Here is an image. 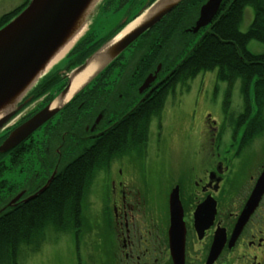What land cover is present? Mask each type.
<instances>
[{"label": "flooded vegetation", "instance_id": "obj_1", "mask_svg": "<svg viewBox=\"0 0 264 264\" xmlns=\"http://www.w3.org/2000/svg\"><path fill=\"white\" fill-rule=\"evenodd\" d=\"M125 80L114 76L105 84L113 94L124 95L126 104L143 102L167 85V79L160 78L137 99L136 82ZM167 90L162 108L148 120L145 143L147 156L151 147L154 158L166 159H112L83 197L80 227L47 247L58 255V261L52 257L53 264H264V193L233 237L264 169V160L254 154L255 145L264 141L258 110L253 114L243 110L235 117L227 112L213 116L212 97L220 88L205 76ZM121 94L119 100L110 97L101 104L113 122L126 107H117L122 104ZM43 105L45 98L24 106L17 120L3 128L1 138ZM85 114L80 112L77 131L70 135L68 116L60 113L0 154V197H17L12 207L19 210L40 194L68 163L74 147L70 142L86 141V132L93 141L101 133L98 124L94 133L93 125L85 127ZM175 139L184 149L179 159H167ZM251 147L254 153L246 156ZM28 254L22 252L20 264H29L31 255L24 259Z\"/></svg>", "mask_w": 264, "mask_h": 264}, {"label": "trees", "instance_id": "obj_2", "mask_svg": "<svg viewBox=\"0 0 264 264\" xmlns=\"http://www.w3.org/2000/svg\"><path fill=\"white\" fill-rule=\"evenodd\" d=\"M153 1L104 0L99 9L100 13L104 14L117 15L121 12L125 18L131 15L128 18L131 20L147 2L150 4ZM205 1L183 0L157 25L155 36L140 45L137 57L132 58L122 67L114 62L100 73L66 106L65 113L68 116L69 128H76V113L80 111L79 109L89 110L91 114H86L88 117H95V113L102 112L100 105L103 99H108V93L100 89L103 85L100 80L110 77L114 69L119 71V74L121 72L131 77L135 82L137 80L138 83L147 74L152 73L156 64L163 59L161 52L164 46H158L162 42L159 40L164 37L163 41L166 42L174 31L180 32V29L184 30L192 26L198 9ZM26 3L15 12L4 14L0 19V27L18 14ZM246 7L253 10V20L248 30L242 33L239 24ZM187 20H190L189 25L183 26ZM119 29L117 27L113 33ZM185 34L182 31V36ZM250 40L264 43V0H222L219 12L205 30L204 36L181 62L177 64L173 61L172 65L163 70L164 74L170 73L165 89L154 90L147 100L137 105L116 125L103 131L93 142L89 141L86 146H90H84L86 148L79 151L75 158L70 159L68 164L57 172L47 188L32 201L19 210L13 209L0 216V264H15L16 259L22 255L23 246H28L36 239V243H39L46 231L54 230L65 234L73 230L78 222L80 223L81 201L90 181L112 159L143 149L147 140L149 117L161 108L167 89L175 83L194 78L200 72L215 71L217 79L228 85L240 81L239 86L246 107L251 101L249 95L252 92L253 103L260 116L264 108V54L249 53L246 45ZM104 42V39H98L97 31L92 26L66 59L38 83L31 92L34 98L50 93L55 87L62 88L60 81L63 80V76L60 73L70 72L72 68L80 65ZM60 88H57V92H60ZM52 98L53 95L47 102ZM114 99L119 100V97L115 95ZM123 104L124 102L117 107H125L126 105ZM75 149L74 146L73 150Z\"/></svg>", "mask_w": 264, "mask_h": 264}, {"label": "water", "instance_id": "obj_3", "mask_svg": "<svg viewBox=\"0 0 264 264\" xmlns=\"http://www.w3.org/2000/svg\"><path fill=\"white\" fill-rule=\"evenodd\" d=\"M181 1L156 0L148 8L146 4L139 12L140 17L143 13L148 12L149 14L146 18L126 35L120 37V39L116 41H114L115 38L111 39L110 42L89 57L81 66L70 72L66 87L56 99L65 98L70 88V83L89 66L94 58L105 59L101 68L104 69L140 36L167 16ZM90 2L91 0H30L29 4L18 16L0 29V107L19 97L33 83V80L38 77L37 75L40 74L54 53L85 26L88 18L86 19L84 16L83 19L82 16ZM221 2L222 0H207L203 3L199 9L198 18L193 28L189 31L192 34H196L200 29L208 26L218 12ZM160 68L161 66L158 65L154 74L148 75L144 79L141 89L138 90L139 92L144 91L154 81ZM28 91L25 92L27 93ZM23 97L20 96L17 102ZM53 102L46 105L44 109L16 128L1 145L0 152H6L17 146L65 106L64 104L62 107L52 108ZM15 106H13L12 111L6 117L0 120V128L15 111L22 108V105L16 109ZM263 192L264 171L255 185L242 214L243 216L239 219L237 228H241L244 224V220L248 218Z\"/></svg>", "mask_w": 264, "mask_h": 264}, {"label": "rangeland", "instance_id": "obj_4", "mask_svg": "<svg viewBox=\"0 0 264 264\" xmlns=\"http://www.w3.org/2000/svg\"><path fill=\"white\" fill-rule=\"evenodd\" d=\"M16 2H19V0H11L10 3L5 6V7H1L0 8V13L3 10H6L7 8H9L10 6H13L14 4H16ZM96 8L93 9L92 14L90 15V17L88 18V22L87 25L85 26V30L83 31H88L89 27L91 25L90 20L91 18H93L92 16H94L96 14ZM243 15H242V20L239 24V30L240 32L244 33L248 30L252 19H253V13H252V9L250 7H246L243 11ZM94 19H92L93 21ZM190 20H187L186 23L183 26L189 25ZM119 22V18L117 17H111V18H105V19H96V26H100V28L104 29V30H108L110 28H112L113 26H115L117 23ZM90 23V24H89ZM157 29H155L154 31L148 32L145 36V39L150 37V35H152ZM107 31V32H108ZM202 33L198 34V35H187V36H181L179 34L173 33L172 36L167 39L166 43L163 41L164 37H162L160 39V41H162L160 44H164L163 48H167L169 47V43L173 42L176 44H172L170 45V50H168L166 56L164 57L165 60L164 62H171L172 60L176 61L177 63H179L183 57L191 50V48L194 46V43L198 41V39L200 38ZM168 36V35H167ZM182 37V38H181ZM175 46V47H173ZM246 50L253 54V55H259V54H264V43L255 41V40H250L247 45H246ZM132 49L129 50H125L123 55L125 57L129 56V54L131 53ZM131 55V54H130ZM124 60V59H122ZM172 61V62H173ZM172 65V64H171ZM204 76L205 77H210V79L213 81L216 80V76H215V71L214 72H206V74L200 73L196 76V78L200 77V76ZM239 85V81H237L232 87L228 88L227 85L225 83L219 82L217 83V87L220 88L219 93H217V95L213 98V107L211 110V114L215 117H220L221 115L224 114V112H227L229 114L230 117H235L238 116L244 109H245V105L242 99V95L240 93V87ZM252 99V93H250L249 95ZM252 109L254 108L253 104H252ZM230 125L235 127V123L234 121L230 120ZM182 142V141H181ZM180 139H175L174 141H172V143L170 144V151L172 150L173 152L170 153L171 155V159H179L178 157L180 156V151L182 149H184L183 145L181 144ZM83 147V145H81L80 149ZM256 153L253 152L252 147L249 149V151L246 153V156H250L253 153L257 154V156H259L261 158V162H263L264 160V145L263 144H257L255 147ZM79 151L75 150V152L77 153ZM148 153L149 156H147V154H145V152H137V151H132L130 153H128L127 155H125V157H123V159H145V156H147V159H157L154 158L153 155V149L151 147L148 148ZM258 152V153H257ZM158 159H166V158H158ZM157 159V160H158ZM52 236L48 234V238H51ZM41 243L38 246L37 252H35V257L30 264H53V259H55L56 261L59 260V258L57 257L58 255H52L51 250L47 251V241L46 239H42L40 241ZM46 252L47 255H46ZM41 255H46V260H44V258H40ZM53 257V259H52Z\"/></svg>", "mask_w": 264, "mask_h": 264}, {"label": "bare ground", "instance_id": "obj_5", "mask_svg": "<svg viewBox=\"0 0 264 264\" xmlns=\"http://www.w3.org/2000/svg\"><path fill=\"white\" fill-rule=\"evenodd\" d=\"M99 1L100 0H91L89 5L87 6V8L84 10V14L82 16L83 19H84V16L86 17V19L89 17V15L92 12V9L94 8V6ZM148 14L149 13L147 12L143 16H141L140 18H138L135 21H133L132 23L128 24L124 28V30L121 32V34L116 39H114V41L120 39V37L126 35L128 32H130V30H132L136 26H138V24L141 23L146 18V16ZM83 30H85L84 27H82L81 30H79L77 34L75 33L70 39H68L66 41V43H64V45H62L54 53V55L50 58V60L47 62V64H45V66L41 70L40 74L37 75L38 77H36V79L33 80V83L28 86L29 89H31V87H33L35 82H37L43 75H45L47 72H49L56 64H60L59 62H61V60L65 57L66 53H68L69 50L77 42V40H79V37L84 32ZM104 62H105L104 58H100V57L94 58L93 61L90 62L89 66L84 71L80 72V74H78L74 78V80L70 83V88H69L68 93L66 94L65 98L64 99H60V98L56 99L52 104V108L64 106V104H66L75 95V93H77L90 79H92L101 70L102 66L104 65ZM154 72H155V69L153 70L152 73H154ZM27 88L23 91L22 94L19 95V97L20 96L23 97V95L26 93L25 91L29 90V89L27 90ZM19 97H17L15 100L11 101L10 103L0 107V115H3V114L7 115L10 111H12L13 106H15Z\"/></svg>", "mask_w": 264, "mask_h": 264}]
</instances>
